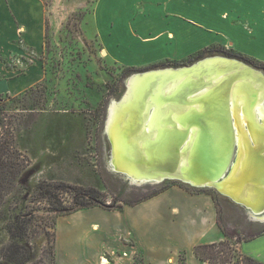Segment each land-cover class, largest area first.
I'll return each mask as SVG.
<instances>
[{
	"label": "rangeland",
	"instance_id": "obj_1",
	"mask_svg": "<svg viewBox=\"0 0 264 264\" xmlns=\"http://www.w3.org/2000/svg\"><path fill=\"white\" fill-rule=\"evenodd\" d=\"M42 2L45 32L36 57L41 77L18 94H0V264H55L56 223L65 214L61 207L86 198L88 189L98 192V207L117 209L124 202L178 184L210 193L227 232L248 237L263 231L261 214L251 215L246 206L211 187H193L178 179L159 184L131 182L111 165L110 143L104 133L110 103L121 100L132 74L188 66L211 56L235 59L264 74V61L242 50L248 41L211 43L208 52L192 60H187L188 55L165 59L158 66L131 65L124 61L132 57L125 39L141 20L146 0ZM261 43L264 40L254 45L264 48ZM25 61L29 63L28 56ZM7 65L19 67L11 60ZM262 103L264 107V99ZM103 255L109 261L110 255ZM133 256L135 264H143L139 254ZM79 257L74 254L68 262H77ZM178 258L185 262L183 252Z\"/></svg>",
	"mask_w": 264,
	"mask_h": 264
},
{
	"label": "crops",
	"instance_id": "obj_2",
	"mask_svg": "<svg viewBox=\"0 0 264 264\" xmlns=\"http://www.w3.org/2000/svg\"><path fill=\"white\" fill-rule=\"evenodd\" d=\"M146 2L141 20L132 25L125 39L132 56L123 59L126 63L142 66L177 60L220 40L248 41L242 50L264 61V48L254 45L264 40V0ZM44 32L42 0H0V94H18L40 79L36 57L42 51ZM10 60L19 67H8ZM84 211L96 217L90 218ZM226 227L235 229L230 224ZM80 233L84 236L78 238ZM221 239L211 194L171 184L132 205L117 209L96 206L59 217L55 264H135L134 254L141 256L143 264H179L181 252L186 264H203L195 256L194 246ZM238 249L264 264V232L240 242ZM77 253L78 261L68 262ZM103 254L110 255L109 261Z\"/></svg>",
	"mask_w": 264,
	"mask_h": 264
},
{
	"label": "bare ground",
	"instance_id": "obj_3",
	"mask_svg": "<svg viewBox=\"0 0 264 264\" xmlns=\"http://www.w3.org/2000/svg\"><path fill=\"white\" fill-rule=\"evenodd\" d=\"M126 82L128 91L110 103L106 118L114 168L136 184L178 179L211 187L264 218L263 72L212 57L135 73ZM204 126L208 135L202 139ZM204 144L216 152V160ZM234 144L231 171L217 181L215 175L229 160L223 153ZM202 160L211 163L205 178L188 176L187 167H195V173Z\"/></svg>",
	"mask_w": 264,
	"mask_h": 264
},
{
	"label": "trees",
	"instance_id": "obj_4",
	"mask_svg": "<svg viewBox=\"0 0 264 264\" xmlns=\"http://www.w3.org/2000/svg\"><path fill=\"white\" fill-rule=\"evenodd\" d=\"M209 48L205 47L194 54L190 55L187 57V60H192L193 58L202 56L204 53L208 52ZM167 62V61H166ZM164 64V61L158 62L157 64H154V66L162 65ZM4 152L2 151L3 155ZM64 187V186H63ZM165 187H161L157 190L152 191L148 195H144L143 197L134 200V201H127L124 202V204L132 205L135 203H138L141 200L147 199L160 191H162ZM86 198H83L82 200L75 199L72 203L71 206L68 207H61L64 209L65 214H69L72 212H75L80 209L84 208H90V207H96L98 206L96 200L99 198L98 192L94 189H88L84 192ZM121 207V206H120ZM118 207V208H120ZM217 208V224L219 228L223 232V239L213 242V243H198L197 245L194 246L193 252L195 256L203 263L207 262V264H243L244 261H256L250 256L240 252L238 249V244L242 241H246L249 239H252L256 237V235H260L264 232H258L254 235H250L248 237H238L234 232L229 233L225 230L223 226V218H222V213L220 209L216 206ZM63 214V215H65ZM62 215V214H60ZM235 239V241H231V239ZM53 247V244H52ZM54 248H55V241H54ZM16 253V251H13ZM27 254L28 251L26 250ZM14 254V253H13ZM18 256H15L14 259H17ZM28 256H25L24 259L28 261ZM179 264H186L184 261L181 262V259H179ZM257 262V261H256ZM259 263V262H257ZM261 264V263H260Z\"/></svg>",
	"mask_w": 264,
	"mask_h": 264
},
{
	"label": "water",
	"instance_id": "obj_5",
	"mask_svg": "<svg viewBox=\"0 0 264 264\" xmlns=\"http://www.w3.org/2000/svg\"><path fill=\"white\" fill-rule=\"evenodd\" d=\"M212 57H216V58H219V59H229V58H226V57H222V56H211V57H205V58H203V59H200V60H198V61H203V60H205V59H207V58H212ZM232 60H235V59H232ZM197 61V62H198ZM193 65H194V63H193ZM128 91V82H126V89H125V92H127ZM108 112V111H107ZM199 115H201V116H205V114L204 113H202V114H199ZM107 120V119H106ZM187 125L188 126H191V124H189V123H187ZM204 130H203V137H202V139L204 138V137H206L207 135H208V133L206 132V128H205V126H204V128H203ZM104 133H105V135H106V137H107V139H108V141H109V143H110V151H109V158L111 157V155H112V143H111V139L109 138V133H108V130H107V121L105 122V125H104ZM262 141L264 142V137L262 138ZM202 142V141H201ZM227 142H229L228 140H227ZM252 143H255V141H254V139L251 141ZM206 144V143H205ZM204 144V145H205ZM228 145H230V143H228ZM200 146V145H199ZM236 144H234L233 145V149H232V151H227L225 154L223 153V155L225 156H229V160H228V163H227V165H225V166H223V168L215 175L216 177L214 178V179H216L217 181H221L222 180V178H223V176H227L229 173H230V171H231V167H232V164H231V162L235 159V156H236ZM205 152H207V150H208V153H206V154H208V156H209V158H212V160L211 161H214V160H216L217 159V154H216V152H214V150H211V151H209V149H207V147H206V145H205ZM263 152H264V150H263ZM229 153V154H228ZM223 156V157H224ZM201 168H200V170H198V168H196L197 170H196V172L195 173H191V172H193V170H194V168L195 167H190V166H188L187 167V169H186V174L188 175V176H192V177H196V178H198V179H201L202 180V178H205L203 175L208 171V170H210L209 169V167L211 166V163L210 162H206L205 160H202L201 161ZM197 167V166H196ZM191 168H193V169H191ZM171 169H172V167H171ZM191 170V171H190ZM199 171V172H198ZM232 198V197H231ZM233 201H235V199L233 200ZM236 202H239V201H236ZM240 204H242L243 206H246L248 209H249V213L251 214V215H253L252 213H255V211H253V209L251 208V207H248L247 205H245L244 203H241V202H239Z\"/></svg>",
	"mask_w": 264,
	"mask_h": 264
}]
</instances>
